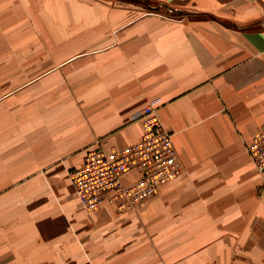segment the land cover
<instances>
[{"label": "crops", "instance_id": "1", "mask_svg": "<svg viewBox=\"0 0 264 264\" xmlns=\"http://www.w3.org/2000/svg\"><path fill=\"white\" fill-rule=\"evenodd\" d=\"M154 98L181 173L86 210L69 171ZM263 123L264 0H0V264H264Z\"/></svg>", "mask_w": 264, "mask_h": 264}, {"label": "built area", "instance_id": "2", "mask_svg": "<svg viewBox=\"0 0 264 264\" xmlns=\"http://www.w3.org/2000/svg\"><path fill=\"white\" fill-rule=\"evenodd\" d=\"M142 126L140 138L122 147L105 148L98 140L86 151L82 166L71 172L74 193L86 210H95L104 201L118 204L119 210L133 208L153 196L164 183L182 171L171 133L162 125L155 109L147 105L132 115ZM255 168L264 171V123L247 144ZM137 172L126 184L123 176Z\"/></svg>", "mask_w": 264, "mask_h": 264}, {"label": "rangeland", "instance_id": "3", "mask_svg": "<svg viewBox=\"0 0 264 264\" xmlns=\"http://www.w3.org/2000/svg\"><path fill=\"white\" fill-rule=\"evenodd\" d=\"M154 6H156V5H154ZM162 7H163L162 5L156 7V8H155V11H157V12L162 11ZM158 9H161V10H158ZM168 9H169V8L167 7V9H166L167 12H166L164 15H168V16H169V15L171 14V11H169ZM24 23H26V22H24ZM24 23H22V24H24ZM160 104H161L160 99H159V98H154V99L149 100V101L145 104V106L149 105V106H151L153 109H155V112H156V114H157V116H158V108H159V105H160ZM145 106H144V107H145ZM144 107H143V108H144ZM143 108H142L141 110H139V111H142ZM137 112H138V111H137ZM158 118H159V116H158ZM132 119H133V118H132ZM159 119H160V118H159ZM133 120H134V119H133ZM160 121H161V119H160ZM161 123H162V122H161ZM162 125H163V124H162ZM163 126H164V125H163ZM251 138H252V137H251ZM251 138H250V139H251ZM249 141H250V140H249ZM249 141H248V142H249ZM248 142H247V144H248ZM247 144H246V149H247ZM81 166H82V165H81ZM75 169H76V168H75ZM75 169H73V170H75ZM73 170L69 171V173H68V174H69V178H70V180H71V175H70V174H71V172H72ZM131 182H133V180H131V181L127 182V183L125 182V183H126V184H130ZM71 184H72V182H71ZM164 184H165V183H164ZM161 186H162V185H161ZM161 186H160V187H161ZM72 187H73V186H72ZM160 187L158 188V190L160 189ZM158 190H157V191H158ZM157 191H156V193H157ZM73 193H74V188H73ZM156 193H155V194H156ZM155 194H154V195H155ZM154 195H153V196H154ZM74 196H75V193H74ZM151 197H152V196H151ZM151 197H150V198H151ZM75 198L77 199L76 196H75ZM148 199H149V198H147L146 200H144V202H146ZM77 200H78V199H77ZM78 202H79V200H78ZM103 202H110V201H108V200H104ZM144 202H141V203H144ZM79 203H80V202H79ZM112 203L115 204L116 206H118V204H116V203H114V202H112ZM141 203H138V204H141ZM80 204H81V203H80ZM138 204H137V205H138ZM135 207H136V206H135ZM135 207H133V208H135ZM133 208L131 207V208H126V209H133ZM124 210H125V209H124ZM119 211H121V210H119Z\"/></svg>", "mask_w": 264, "mask_h": 264}]
</instances>
